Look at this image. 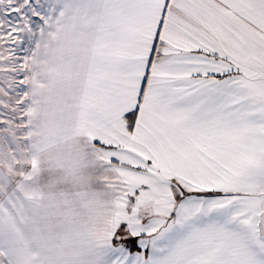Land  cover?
Returning a JSON list of instances; mask_svg holds the SVG:
<instances>
[{
	"label": "snow or ice",
	"instance_id": "obj_1",
	"mask_svg": "<svg viewBox=\"0 0 264 264\" xmlns=\"http://www.w3.org/2000/svg\"><path fill=\"white\" fill-rule=\"evenodd\" d=\"M0 264H264V0H0Z\"/></svg>",
	"mask_w": 264,
	"mask_h": 264
}]
</instances>
